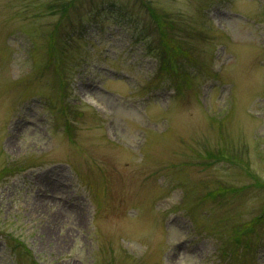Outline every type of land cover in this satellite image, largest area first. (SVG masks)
Segmentation results:
<instances>
[{
    "label": "rangeland",
    "instance_id": "rangeland-1",
    "mask_svg": "<svg viewBox=\"0 0 264 264\" xmlns=\"http://www.w3.org/2000/svg\"><path fill=\"white\" fill-rule=\"evenodd\" d=\"M58 1L0 0V264H264V0Z\"/></svg>",
    "mask_w": 264,
    "mask_h": 264
},
{
    "label": "trees",
    "instance_id": "trees-1",
    "mask_svg": "<svg viewBox=\"0 0 264 264\" xmlns=\"http://www.w3.org/2000/svg\"><path fill=\"white\" fill-rule=\"evenodd\" d=\"M71 0H59L58 4L57 2L53 3L54 5H60L62 12L64 13V11L67 9V7L72 4L73 1ZM146 7L148 8L151 17L153 18V20L155 21L156 25H157V29L159 30V33L161 35V44L163 46V50H164V46H166V44H170L172 41V37L170 36V29H172L171 27H174V23L170 20H167L163 14L158 11V9H156L155 7H153L151 4H149L148 2H144ZM53 35V34H52ZM154 47V46H153ZM52 56H53V51L51 52ZM209 154L211 156H214V158L217 159H221V158H228L229 160H236V161H240L243 162V158L237 153V149L236 148H232L230 150H228L227 147H221L219 149H217V151H209ZM16 168L14 167H10V166H5L0 170V179L3 177V174L7 173V172H11L14 171ZM239 226H241V228L239 229ZM247 228V230H246ZM253 229V222H249L246 221L241 225L236 226L235 228V232H237V236L240 235V231L247 232V231H251ZM240 241V239L238 240ZM233 254V253H232Z\"/></svg>",
    "mask_w": 264,
    "mask_h": 264
}]
</instances>
